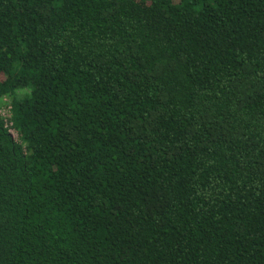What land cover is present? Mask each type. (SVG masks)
Wrapping results in <instances>:
<instances>
[{
	"label": "trees",
	"instance_id": "1",
	"mask_svg": "<svg viewBox=\"0 0 264 264\" xmlns=\"http://www.w3.org/2000/svg\"><path fill=\"white\" fill-rule=\"evenodd\" d=\"M0 264H264V0H0Z\"/></svg>",
	"mask_w": 264,
	"mask_h": 264
},
{
	"label": "rangeland",
	"instance_id": "2",
	"mask_svg": "<svg viewBox=\"0 0 264 264\" xmlns=\"http://www.w3.org/2000/svg\"><path fill=\"white\" fill-rule=\"evenodd\" d=\"M3 113H5V109L3 110ZM10 132L12 133L13 137H17L14 130L12 128H10Z\"/></svg>",
	"mask_w": 264,
	"mask_h": 264
}]
</instances>
